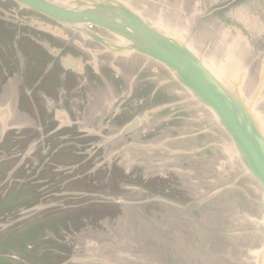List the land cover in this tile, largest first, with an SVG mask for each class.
I'll return each instance as SVG.
<instances>
[{
	"label": "water",
	"instance_id": "water-1",
	"mask_svg": "<svg viewBox=\"0 0 264 264\" xmlns=\"http://www.w3.org/2000/svg\"><path fill=\"white\" fill-rule=\"evenodd\" d=\"M263 29L264 0H0V264H93L77 240L119 204L89 191L117 166L106 160L186 111L193 128L174 140L214 144L208 156L250 186L191 196L233 200L232 219L250 220L240 264H264ZM148 200L199 213L194 199Z\"/></svg>",
	"mask_w": 264,
	"mask_h": 264
},
{
	"label": "rangeland",
	"instance_id": "rangeland-1",
	"mask_svg": "<svg viewBox=\"0 0 264 264\" xmlns=\"http://www.w3.org/2000/svg\"><path fill=\"white\" fill-rule=\"evenodd\" d=\"M259 92L257 90L256 95ZM166 114L168 112L163 110L158 116L161 118ZM177 115L182 116L178 117L182 121L172 123L171 120H162L155 133L146 135L142 148H129L124 158L113 156L111 160H106L108 165L114 163L122 170L117 166L111 168V174L104 184L101 183L95 190L89 189L94 193L108 192L111 195L103 198L119 201L114 208L97 211L83 220L87 221L83 226L86 232L83 239L86 242L77 240L78 248L84 249L81 251L85 253L82 257L87 253L95 259L93 264H157L155 260L158 258L162 264H184V260L188 264H198L203 254L204 258L209 259L215 252L220 254V264H240L241 255L245 253L240 242L246 237L240 228L250 222L249 218L238 222L232 219L233 200L220 201L215 197L198 201L195 197H199V194L194 197L191 194L201 190L210 191L229 182L234 184L239 194L250 188L248 180L244 181L234 163L224 162L221 168V159L208 156L209 151L216 150L214 144L175 141L173 135L169 134L175 130L174 126L184 132L193 128L188 120L190 112ZM177 129L175 133L180 134ZM195 140L199 141L200 137ZM92 150L91 157L103 159L102 150ZM188 160L190 174L184 167ZM174 161L178 171L174 170ZM161 170H166V177L159 175ZM152 196L178 202L194 199V207L199 213L176 210L148 200ZM92 197L101 198L95 194ZM71 240L74 244V238ZM150 246L153 250H150ZM88 248L92 249V253L88 252Z\"/></svg>",
	"mask_w": 264,
	"mask_h": 264
}]
</instances>
